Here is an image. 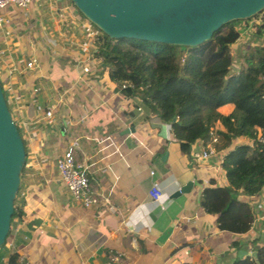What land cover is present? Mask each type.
Wrapping results in <instances>:
<instances>
[{"label":"crops","instance_id":"1","mask_svg":"<svg viewBox=\"0 0 264 264\" xmlns=\"http://www.w3.org/2000/svg\"><path fill=\"white\" fill-rule=\"evenodd\" d=\"M40 2L9 10L20 46L32 48L37 40L31 38L37 31L31 33L26 25L29 17L39 30L40 17L52 12L45 17L48 27L63 29L67 20L60 15L65 8L75 31L69 37L76 47L61 48L47 58L36 56L38 67L15 86L30 140L20 177L24 205L9 225L0 264H232L264 245L262 190L248 197L254 218L240 233L218 229L215 214L200 204L209 179L227 184L222 149L214 147L206 158L196 159L192 152L205 147L196 139L188 154L181 152L169 124L129 90L111 82L101 65L95 67L96 79L88 74L89 88L65 89L87 61L77 45L85 19L63 0L45 8ZM256 22L249 18L233 24L237 36L228 45L231 60L237 62L231 65L234 71L251 40L257 44L256 38H264V21L261 35ZM247 36L250 39L243 42ZM32 77L49 80L50 89H42L49 97L44 105L32 96ZM230 106L226 103L217 109ZM47 107L50 120L43 117ZM240 140L235 137L232 143ZM69 141H75L76 161L87 164L88 182L95 192L96 202L87 207L71 197L57 176L56 157ZM187 181V190L173 195ZM154 185L161 190L157 201L149 195ZM11 254L15 256L9 262Z\"/></svg>","mask_w":264,"mask_h":264},{"label":"trees","instance_id":"2","mask_svg":"<svg viewBox=\"0 0 264 264\" xmlns=\"http://www.w3.org/2000/svg\"><path fill=\"white\" fill-rule=\"evenodd\" d=\"M40 3L46 7V3ZM242 19L229 20L194 45L112 38L90 23L97 41L89 44L92 56L107 78L125 87L148 111L169 124L170 134L181 152L188 154L190 144L196 139L205 146L211 136L216 137L214 147L224 151L221 164L227 184H216L209 179L210 183L201 190L200 204L215 214L218 229L236 233L246 231L254 218L248 201L250 195L262 190L264 208V145L256 139L257 133L264 132V45L257 43L246 49L240 55L239 67L235 71L231 69L228 44L237 36L233 24ZM68 24L65 21L62 24L65 34L72 30ZM262 26L261 23L257 29L258 35ZM82 32L77 35L78 40L86 38V32ZM40 80L31 78L34 89H38ZM226 103L232 104L230 111H218ZM235 137L242 140L232 143ZM26 158L24 146L19 177ZM20 192L19 182L10 223L16 214L22 213L18 205L23 201ZM9 231L10 228L2 246ZM14 256L9 255L8 261L12 262ZM255 260L264 264V245L256 249L255 258L246 255L232 264H256Z\"/></svg>","mask_w":264,"mask_h":264},{"label":"water","instance_id":"3","mask_svg":"<svg viewBox=\"0 0 264 264\" xmlns=\"http://www.w3.org/2000/svg\"><path fill=\"white\" fill-rule=\"evenodd\" d=\"M70 1L82 16L109 37H132L180 45L200 43L229 20L253 16L264 8V0ZM23 161L22 138L0 86V245L9 229ZM188 186L189 181L173 195L187 190ZM248 254L256 256L255 251Z\"/></svg>","mask_w":264,"mask_h":264},{"label":"built area","instance_id":"4","mask_svg":"<svg viewBox=\"0 0 264 264\" xmlns=\"http://www.w3.org/2000/svg\"><path fill=\"white\" fill-rule=\"evenodd\" d=\"M40 1L47 5H53L54 3V0H0V79L3 82L7 96H11L14 101H17L19 98L16 88L12 85L15 75L21 73L27 75L29 71L38 67V61L32 50L22 51L18 47L20 44L13 32V22L9 10L12 8L26 9L32 2L38 3ZM82 29L86 32V38L77 40V45L85 54L87 61L80 65V71L76 76H79L80 72L84 75L89 74L91 72V67L96 65V59L92 56L89 45V41L93 39L96 32L87 19L84 20ZM70 43H73L72 38L70 39ZM16 104L15 102V105ZM51 116V108H45L43 117L50 120ZM11 117L14 121L12 114ZM14 123L16 125L20 124L23 127L27 135V140H30L28 138L26 126L27 122L19 117ZM256 139L264 145V132L257 133ZM216 140L215 136H211L206 142L205 147L193 151L192 156L200 160L206 158L210 153L215 151L214 143ZM74 147L75 141H69L66 144L56 157L55 167L59 181L66 187L71 197L82 206L87 207L96 202L95 192L88 182L87 164L83 161H76L74 157ZM150 173H152V171H150ZM149 195L152 200L157 201L161 195V190L157 185H154L149 190ZM18 205L22 207L24 203L19 202Z\"/></svg>","mask_w":264,"mask_h":264},{"label":"rangeland","instance_id":"5","mask_svg":"<svg viewBox=\"0 0 264 264\" xmlns=\"http://www.w3.org/2000/svg\"><path fill=\"white\" fill-rule=\"evenodd\" d=\"M56 1L57 2H62L61 0H54V2H56ZM63 1H64L63 3H65L66 6H69L70 8H72V10L75 8L71 4V1L70 0H63ZM61 11L62 12H61L60 17H63L64 19H66L67 20L66 23L68 24V21H70V20H68V18L66 17L65 8H62ZM51 13L52 12H49L48 14L47 13L46 14H43L40 17L41 25H43L42 27L40 25V28H39L40 31L37 30V28H35V24H36L35 22H36V20H34L31 17H29L27 19L26 25H28V27L31 28V30H32L31 33L32 32L34 33L35 31H37L35 33V34H37V37H34L35 34H34V36H32V34H31V38H32V40L37 38V40L34 42L33 45H31L32 48H28L27 46H24L25 48H22V46H18L22 51H27V50L30 49V50H32L34 52L35 57L36 56H40V57L43 56V57L47 58V57H49L50 53L54 54L57 51H59L61 48H64L63 50H66L70 46L76 47L75 45H72L70 43L69 33L68 34H65L63 32V29H62V27L60 25L59 26L61 28L60 27H58V28L56 27L54 30H53L52 27L51 28L48 27L49 24H48V22H47V20H46L45 17H47V15H51ZM263 15H264V11L261 9L258 14H255V15L250 16V17H246L245 19H249V18H251V20L252 19H255V20H257L256 23H258L260 25V23H262L264 21ZM37 19L39 20V18H37ZM82 19H86V18L83 16ZM70 23H72V22L70 21ZM70 23L68 25L70 26V29H71L72 28V25ZM259 25H258V27H259ZM33 27H34V29H32ZM25 28H27V26ZM252 31H254V30H251V32ZM71 32L72 33L73 32L75 33V31H72V30H71ZM263 36H264V34H263ZM246 38H248V36L243 38L244 39L243 42L244 41H247ZM249 39L250 38H248V40ZM260 39H264V38L263 37L262 38L260 37L258 39L256 38L255 40L259 41L260 44L264 43V40L261 41ZM95 41H97V39H96V36L94 35L93 39L91 41H89V42H91L94 45ZM251 41L253 43L251 42L252 44L248 45L247 49H249L251 46L255 45V43H256L254 40H251ZM36 59H37V57H36ZM231 61H232V64L231 65L237 64V62L235 61V59H232ZM95 62H96V66L98 65L100 67L97 59L95 60ZM96 70H97V68H95V66L91 67V72L89 73V75H91V77L93 78L92 80L96 79V75H95L96 74L95 73ZM79 71L80 70H78V72ZM76 75H78V74H76ZM89 75L88 74L87 75H84V74H82L80 72L79 76H75L73 79H71V81L68 84V86L67 85L65 86V89H85V87H88L89 84L91 86V81L92 80L90 78H88ZM25 78H27V76L25 75V73L16 74L15 75V79L12 82L13 87H15L16 84H19L20 85V81H24ZM38 84L40 86L38 87V89L35 88L34 91H32V96L33 97H36L37 101L41 105H44V104H46V103H44V102H46L45 100L46 99L49 100V97H48V92L47 91H43L42 89H50L49 80L47 78L46 79L45 78L44 79H41L38 82ZM0 85H1V90L4 93V97H5V100H6L7 107L9 109V111L11 112V114L13 115L14 120H17L19 117H21V119H23V116L20 113V107H21V105L20 106L18 105L19 102L21 101L20 100V95H18L19 98L17 99V101H14V99L11 96H7V92L4 89V85H3V82H2L1 79H0ZM27 85H28V82H27ZM36 85H37V83H36ZM41 85H44V86H41ZM30 89H32V88H30ZM120 89H125V87H120ZM28 99H30L29 96H28ZM15 102L17 103L18 106L15 105ZM229 104H231V103H229ZM219 109L220 110H218V111H222V113H225L226 111L227 112L230 111L231 106L229 108L222 107V108H219ZM18 111H19L20 114L18 113ZM16 126H17V129H18L19 133H20V136L22 137L24 146L27 147L28 142H27L26 132L24 131L23 127L20 124H17ZM28 134H29V132H28ZM20 187H21V184H20ZM1 247H2V245H1ZM1 247H0V249H1Z\"/></svg>","mask_w":264,"mask_h":264}]
</instances>
